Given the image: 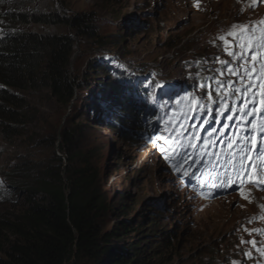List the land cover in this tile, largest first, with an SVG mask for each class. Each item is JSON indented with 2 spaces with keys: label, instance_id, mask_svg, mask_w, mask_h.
Masks as SVG:
<instances>
[{
  "label": "rangeland",
  "instance_id": "rangeland-1",
  "mask_svg": "<svg viewBox=\"0 0 264 264\" xmlns=\"http://www.w3.org/2000/svg\"><path fill=\"white\" fill-rule=\"evenodd\" d=\"M65 3L66 8L60 7L70 16H91L102 39L76 44L69 73L78 79L81 90L70 107L59 106L46 91L27 96L31 112L25 135L12 142L0 137V168L22 152V145L28 141L37 146L35 150L48 154V141L67 117L71 127L82 118L78 142L85 150L95 151L92 163L105 185V204L111 210L107 229L120 207L118 203L121 205L117 193L126 192L135 200L131 216L140 211L149 219L153 213H159L162 216L156 234L165 229L177 232L170 248L161 247L165 256L161 264H264V235L258 234L264 231V190H261L264 185L251 186L258 179L255 167L247 180L240 178L237 182L225 159L231 152L227 142L233 138L219 140L222 131L216 130L220 120L233 115L228 111L230 88L243 87L237 75L229 71L239 67L241 61L228 52L241 51L233 39L245 29L233 26L246 25L257 32L264 29L260 23L264 21V4L260 0H66ZM22 28L51 31L34 25ZM230 32L233 35H228ZM222 35L225 40L219 39ZM115 41H119L115 46H99L101 42ZM260 58L261 54L255 56L253 67ZM102 61L115 62L137 76L155 80L154 91H162L175 105L166 107L165 112L180 120L172 139L158 135L160 129H152L151 135L144 138L110 128L108 117L101 115L104 98L109 97L108 88L100 87L106 84L108 87L113 81L109 72H97L96 67ZM85 81L90 84L85 85ZM258 81H255L259 87L255 116L263 124L264 85ZM197 106L199 112L190 111ZM127 136L136 140L129 141ZM177 138L194 143L189 146L190 153L195 154V147L199 146L202 160L192 161L189 151L176 155L167 152L169 159H165L156 145H171L170 141L177 142ZM252 139L253 152L247 163L260 165L264 157L257 159L256 152L262 149L257 147L256 137ZM183 145L184 142H179L177 151ZM185 156L187 160L179 171L174 170L169 160ZM200 168L201 173L194 174ZM205 170L208 171L203 178ZM0 193L5 194L2 187ZM150 223L151 220L146 221V226ZM250 241L257 244L253 246Z\"/></svg>",
  "mask_w": 264,
  "mask_h": 264
},
{
  "label": "trees",
  "instance_id": "trees-1",
  "mask_svg": "<svg viewBox=\"0 0 264 264\" xmlns=\"http://www.w3.org/2000/svg\"><path fill=\"white\" fill-rule=\"evenodd\" d=\"M53 1L0 0V137L4 141L25 135L30 94L46 91L59 106L74 103L81 90L78 79L69 73L76 44L102 39L91 16H70L60 7L66 8V0ZM30 25L51 31L22 28ZM96 68L109 72L113 81L100 87L108 88L101 115L108 117L111 129L144 138L152 129L176 131L180 120L165 112L163 103L171 101L162 91H154L155 80L115 62L102 61ZM234 88H230L231 103L239 99L232 94ZM79 121L71 127L67 117L48 141V154L28 141L7 166H1L5 194L0 193V264H161L165 258L161 247L170 248L177 237L170 229L156 234L161 214L147 219L138 211L131 216L135 200L126 192L117 193L121 205L106 228L111 210L105 204V185L92 163L95 151L78 142ZM135 137L126 139L135 141ZM181 141L168 154L176 155Z\"/></svg>",
  "mask_w": 264,
  "mask_h": 264
},
{
  "label": "snow or ice",
  "instance_id": "snow-or-ice-1",
  "mask_svg": "<svg viewBox=\"0 0 264 264\" xmlns=\"http://www.w3.org/2000/svg\"><path fill=\"white\" fill-rule=\"evenodd\" d=\"M262 4H264V0H260ZM198 6V5H197ZM264 24V21L260 22ZM233 28H241L245 29V32L234 36L233 43L236 48L241 49L240 52H232L229 51V56H232L234 59L238 58L241 61L240 68L241 72L236 73L237 78L243 84L242 88H234L232 90L233 95L240 96V103L245 105H250L246 108H240L237 111V115L240 117L239 121H233L236 123L237 127L235 132L233 133V139H229L226 147L231 149V152L228 156L225 157L226 160L230 163V171H234L236 175L237 182L239 183L240 178L247 180L249 178V173L253 167L257 169V180H253L252 187L260 188L261 185H264V163L260 165H254L252 163H247L249 161V156L253 152V148L251 144L253 143V137H256L257 147L262 149L256 152V158L260 159L264 157V124H261L258 133L252 130V126L250 124V120H244V117H251V119H255L254 115H251L255 112L257 107L256 98L259 93V87L255 83L257 79L260 80V84L264 85V29H261L257 32L254 28H249L246 25H234ZM228 35H233V33H229ZM220 40H225V37L222 35L219 37ZM227 43V41H225ZM225 51H228L226 48ZM251 51L252 55L249 56L247 53ZM257 54H261V58L256 61L255 66L253 67V59ZM227 63V62H224ZM248 64L249 67L245 68L243 65ZM259 69V71H257ZM231 72V69H229ZM255 72V75H253ZM219 86V84H218ZM225 87H229L225 85ZM255 89V91H253ZM248 93H252L248 95ZM210 95V93H209ZM191 112H199V106L190 110ZM226 120L231 119V117H225ZM202 123H205L202 121ZM223 126V125H222ZM195 138V137H194ZM159 139H164L163 137ZM170 140L171 137L169 136ZM156 147L164 154L165 159H169L167 152L173 151L175 147V141L172 142L171 145L167 143L157 144ZM233 155H235L236 159L233 160ZM187 160L185 156L183 159L177 160L175 157L169 160V162L173 165L174 170L179 171L182 165ZM3 181H0V187L3 186ZM225 185L229 183V180L224 181ZM264 190V189H261ZM247 199V197H244ZM264 207V206H262ZM249 223H252V220H249ZM259 235H264V231H260ZM251 235V233H249ZM243 242V241H242ZM250 243L255 246L257 241H250ZM259 250V249H258ZM250 256V254H248Z\"/></svg>",
  "mask_w": 264,
  "mask_h": 264
}]
</instances>
